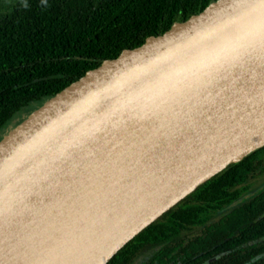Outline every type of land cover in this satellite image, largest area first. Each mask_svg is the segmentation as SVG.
<instances>
[{"label": "water", "instance_id": "water-1", "mask_svg": "<svg viewBox=\"0 0 264 264\" xmlns=\"http://www.w3.org/2000/svg\"><path fill=\"white\" fill-rule=\"evenodd\" d=\"M264 146V7L212 0L0 133V264H106Z\"/></svg>", "mask_w": 264, "mask_h": 264}, {"label": "trees", "instance_id": "trees-1", "mask_svg": "<svg viewBox=\"0 0 264 264\" xmlns=\"http://www.w3.org/2000/svg\"><path fill=\"white\" fill-rule=\"evenodd\" d=\"M211 1L0 2V133L99 60L164 32L173 18L185 19ZM263 168L264 146L197 186L106 264H242L246 251L239 245L264 234V190L233 202L252 191L251 179Z\"/></svg>", "mask_w": 264, "mask_h": 264}, {"label": "flooded vegetation", "instance_id": "flooded-vegetation-1", "mask_svg": "<svg viewBox=\"0 0 264 264\" xmlns=\"http://www.w3.org/2000/svg\"><path fill=\"white\" fill-rule=\"evenodd\" d=\"M251 186L250 188L252 191H249L247 193H244L241 195L238 199H236L233 203L236 201H241L245 197H247L251 192L252 193H259L260 191L264 190V168L257 172L256 175L251 179ZM260 216L257 215L256 219H258ZM260 229H264V225H259ZM262 243V244H261ZM264 234L260 237H253L250 241L241 243L239 246V251L244 252L246 251L245 261L242 264H253L257 263L259 261H264ZM227 253V252H226ZM211 259L207 260L204 264H208ZM135 264V263H134ZM264 264V262L262 263Z\"/></svg>", "mask_w": 264, "mask_h": 264}, {"label": "rangeland", "instance_id": "rangeland-1", "mask_svg": "<svg viewBox=\"0 0 264 264\" xmlns=\"http://www.w3.org/2000/svg\"><path fill=\"white\" fill-rule=\"evenodd\" d=\"M7 2V1H9V0H0V2ZM26 113V110H24V111H22L21 113H20V115H19V117L17 118V119H14L15 121L14 122H16V121H18L20 118H22V116L24 115Z\"/></svg>", "mask_w": 264, "mask_h": 264}, {"label": "snow or ice", "instance_id": "snow-or-ice-1", "mask_svg": "<svg viewBox=\"0 0 264 264\" xmlns=\"http://www.w3.org/2000/svg\"><path fill=\"white\" fill-rule=\"evenodd\" d=\"M261 7H264V0H259Z\"/></svg>", "mask_w": 264, "mask_h": 264}]
</instances>
